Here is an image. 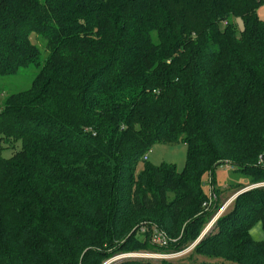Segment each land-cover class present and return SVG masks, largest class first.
<instances>
[{"label":"trees","instance_id":"1","mask_svg":"<svg viewBox=\"0 0 264 264\" xmlns=\"http://www.w3.org/2000/svg\"><path fill=\"white\" fill-rule=\"evenodd\" d=\"M263 3L0 0V76L40 69L0 104V264H102L152 250V226L174 239L159 251L183 250L213 215L206 174L229 164L264 181ZM179 142L181 172L148 163L155 144ZM232 185L234 210L188 264H264L251 234L264 229V186ZM174 259L113 264H183Z\"/></svg>","mask_w":264,"mask_h":264},{"label":"rangeland","instance_id":"2","mask_svg":"<svg viewBox=\"0 0 264 264\" xmlns=\"http://www.w3.org/2000/svg\"><path fill=\"white\" fill-rule=\"evenodd\" d=\"M258 15L261 19L264 20V3L258 8ZM236 28L238 31H242L244 28V22L242 18L238 17L234 19ZM32 40L34 43L37 44V46L42 51V54L45 55V42L37 37V34H32ZM45 57V56H44ZM40 71L39 67L35 65H30L29 67L21 69L18 73L10 76H0V104L2 101L6 98V96L10 95L13 92H20L25 89H28L33 82V79L38 75V72ZM21 148V143L17 144V150ZM188 146L183 143H175V144H163L158 143L155 144L151 148V152H147L149 156V164L152 165H173L176 166L178 171H182L187 163L188 159ZM4 155L6 157H9L12 155V150L7 149L4 151ZM145 163L141 162L138 166V169H143ZM251 178V177H250ZM240 183L242 185L247 184L245 189L242 191L243 193L264 186V181H260L257 183H250L249 179L243 175L242 173L236 172L233 167L229 164H222L219 165L214 169L212 173L206 174L204 177V183H203V189L205 193L208 196V202L202 204V208L204 209L203 212L213 215L210 217L209 221L207 222V225L204 227L202 234L198 237L203 238L205 234H209L211 231H213L216 226L217 219L221 216L227 215L231 210H234L235 205V198L238 194L241 192H237L238 194L234 195L231 188L233 187L232 184ZM214 187L216 188H222L223 192L218 193L217 195L214 192ZM233 194V195H232ZM216 201V202H215ZM218 204L219 207H215ZM202 212V213H203ZM146 221H144L145 223ZM143 223V222H142ZM141 225V222L137 225H135L134 229L137 228V226ZM251 234L252 237L255 240H264V229L262 222H257L252 228H251ZM197 239V240H198ZM173 240V239H172ZM196 240V241H197ZM192 243L191 245H193ZM190 245V246H191ZM188 246V247H190ZM188 247H186L184 250H186ZM157 250H156V249ZM182 250L178 251H159L158 247L155 246V244L152 247V250L146 249L141 251H127V252H116L113 253L105 262L102 264H113L114 262L117 263L120 260L127 258V257H138V258H160V256H163L164 254H172L175 252H178L179 254L173 256V257H163L165 260H171L175 258L174 260H180L183 264H188L190 262V259H187L189 256V251L186 250V252L181 254ZM130 255V256H129ZM177 258V259H176Z\"/></svg>","mask_w":264,"mask_h":264},{"label":"built area","instance_id":"3","mask_svg":"<svg viewBox=\"0 0 264 264\" xmlns=\"http://www.w3.org/2000/svg\"><path fill=\"white\" fill-rule=\"evenodd\" d=\"M145 158H147V157H145ZM146 229L151 232L150 239H151L152 243L155 244V245L167 246L169 244V242L172 240V239L169 238V236L167 235V233L164 230L158 228L157 226H152L150 228H142V232H145ZM199 240H200V238L197 241H195L194 244L191 245L190 247H188L186 250H191ZM186 250H184V251L182 250L181 254L186 252ZM177 254H179V253L178 252H175V253H172V254L167 253V254H164L163 256L159 255V257H161V258H163V257H173V256H175Z\"/></svg>","mask_w":264,"mask_h":264}]
</instances>
